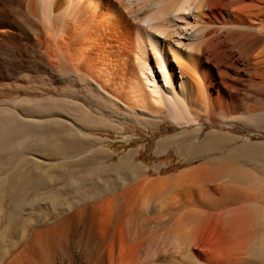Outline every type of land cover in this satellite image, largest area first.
Returning a JSON list of instances; mask_svg holds the SVG:
<instances>
[{
    "label": "bare ground",
    "instance_id": "bare-ground-1",
    "mask_svg": "<svg viewBox=\"0 0 264 264\" xmlns=\"http://www.w3.org/2000/svg\"><path fill=\"white\" fill-rule=\"evenodd\" d=\"M0 8L5 15L0 16V26L12 25L17 32L0 31L1 78L18 76L24 68L29 72H22L12 86L0 84V92L14 88L10 96L7 91L3 95L9 96L4 102L15 109L0 134L12 130L10 141L18 136L16 145L41 141L55 146L52 156L83 148L76 128L63 119L78 116L75 101L94 84L125 109L153 116L165 112L177 126L198 124V108L212 122L217 111L234 114L249 106L252 94L264 89V0H0ZM195 135L196 131L183 137L192 140ZM1 139V148H6ZM70 169L58 173V178L65 179ZM9 173L11 180L0 191L3 217L20 215L26 195L40 194L41 200L54 196L43 192L48 177L43 179L32 170L19 177L15 168ZM26 178L27 182L20 181ZM209 185L203 191L197 188L196 197L206 193L212 199L217 197L213 193L221 194L220 184ZM113 200L106 198L101 205ZM96 209L93 200L53 225L34 229H15L16 223L9 229L12 223L8 226L3 219L0 224L8 229H0V264H177L167 256L178 253L182 264H192L199 233L194 229H178L179 222L172 229H145L148 218L139 219L141 214L134 212L126 216L121 209H116L113 222L102 227ZM26 221L21 222L31 226ZM246 223L242 224L248 227ZM78 225L82 229H72ZM160 240L172 246L165 249ZM254 240L255 235L250 254Z\"/></svg>",
    "mask_w": 264,
    "mask_h": 264
},
{
    "label": "rangeland",
    "instance_id": "rangeland-1",
    "mask_svg": "<svg viewBox=\"0 0 264 264\" xmlns=\"http://www.w3.org/2000/svg\"><path fill=\"white\" fill-rule=\"evenodd\" d=\"M1 10L2 8H0V16L4 17V12ZM1 29L6 31H3L5 35L12 32L17 34L12 25L0 26V31ZM26 70L25 68L21 70L18 76L9 74V77L7 74L4 79L0 74V84L12 86L11 82H14L13 80L17 82L22 72L29 73ZM3 88L7 89L6 86ZM10 90L5 91L12 94L14 91ZM5 91L0 92L2 93L0 128L2 125L8 126L6 123L9 117L14 116L13 110H15L11 103L4 102L8 99V95L6 97L3 95ZM250 97L253 100L250 98L249 106L234 114L217 111L212 122L204 115L203 110L198 108L196 109L198 124L177 126L165 112L153 116L140 109H125L121 103L114 102L109 93L94 84L92 89L84 91L75 101L78 116L69 115V119H63L76 128L83 143L82 146L80 145L83 148L77 149L78 153L69 151V156L63 153L52 156L57 152L55 146H48L41 141L34 145V142L33 144L27 139V145L25 144L24 147L20 144L16 145L18 136L10 141V134L14 133L12 130L0 134V139L3 137L1 140L7 146L6 148L0 146V191L5 190L6 182L11 180V172L7 174L8 171L15 168L19 177L22 174V176L27 175L26 173L31 170L32 174H37L43 179L48 177L44 182L43 192L49 196L54 195V198L52 196L46 198L48 200H41L40 194L31 198L24 196L20 202L22 203L20 215L14 218L7 214L3 217L5 213L1 211L3 214L0 216L3 218L0 217V223H3V219L6 225L14 223L11 224L12 226L8 224L9 229H13L15 223V229H34V227L53 225L61 217L70 215L79 205H88L94 200L97 202L96 214L99 224L104 227L108 222H113L112 216L115 215L116 209H121L126 216L134 212L141 214L139 219L148 218L150 221L145 229H160V231L172 229L179 222L178 229L190 228L194 229L196 234L199 232L197 244L193 247L195 254L193 258L195 256L196 258L194 260L192 258V264H264L259 247L261 241L264 247V89L257 90ZM251 106L252 108H249ZM3 117L5 119L2 122ZM194 131L196 135L191 140L188 137ZM183 134H187L188 137H183ZM19 136L24 138L22 133ZM17 156L20 160L13 159ZM7 157H11L10 160ZM29 166V169H25ZM74 167L76 170L73 169ZM69 168L72 170L71 174L69 173L65 179L58 178L60 177L57 176L58 173L66 172ZM20 181L27 182L28 178ZM61 183L66 184V187H62ZM211 183L216 186L220 184L221 194L216 192L212 196L218 198L211 199L203 192L202 195H206L203 197L200 195V198L197 194V198L194 193L198 192L197 188L200 187L199 191H203L207 186L210 187ZM54 186L58 188L55 189ZM188 190H194L192 192L195 196L191 195V191V193L187 192ZM59 191L63 192L62 195ZM113 197L112 204L101 205L104 199ZM206 197L211 199H209L210 203L204 200ZM199 198H203L205 205L200 203L202 201H198ZM212 200L214 203L211 202ZM210 216L214 217V220L208 222ZM109 218L113 220L109 221ZM227 218L232 221L229 223ZM205 219L206 221H203ZM23 220L29 223L31 221V226L30 224L29 227L26 226L27 223L23 225ZM245 221L249 223L248 227L252 226L250 228L246 226L248 229H245V224H242L246 223ZM1 225L0 229H8V226ZM79 227L82 229L80 225L72 229H80ZM253 227L254 229H251ZM231 233L237 238L234 239ZM254 235V250L250 254L253 249L250 243ZM238 238L241 242L236 241ZM160 242V245L166 246L165 249L172 246L169 242L163 243L161 240ZM235 243L240 245L236 246ZM238 247L240 250L243 248L242 251L244 248L250 250L242 252ZM180 254H171L167 258L170 256L168 259L173 261L176 259L175 262L180 264L182 253ZM167 258L165 257V260Z\"/></svg>",
    "mask_w": 264,
    "mask_h": 264
}]
</instances>
